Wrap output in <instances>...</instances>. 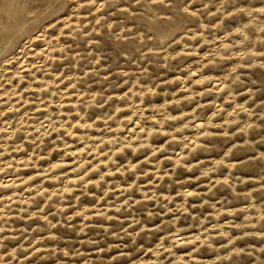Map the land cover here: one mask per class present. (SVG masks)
I'll return each mask as SVG.
<instances>
[{"label":"rangeland","instance_id":"1","mask_svg":"<svg viewBox=\"0 0 264 264\" xmlns=\"http://www.w3.org/2000/svg\"><path fill=\"white\" fill-rule=\"evenodd\" d=\"M0 42V264H264V0H0Z\"/></svg>","mask_w":264,"mask_h":264},{"label":"bare ground","instance_id":"2","mask_svg":"<svg viewBox=\"0 0 264 264\" xmlns=\"http://www.w3.org/2000/svg\"><path fill=\"white\" fill-rule=\"evenodd\" d=\"M0 44H1V42H0ZM197 126H199V125H197ZM10 182H11V180H7L6 184H9Z\"/></svg>","mask_w":264,"mask_h":264}]
</instances>
